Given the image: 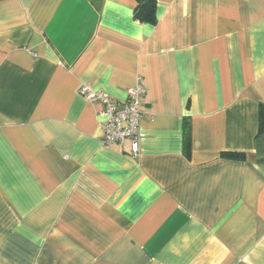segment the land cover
Masks as SVG:
<instances>
[{
	"label": "crops",
	"instance_id": "1",
	"mask_svg": "<svg viewBox=\"0 0 264 264\" xmlns=\"http://www.w3.org/2000/svg\"><path fill=\"white\" fill-rule=\"evenodd\" d=\"M135 4L0 0V264H264V0ZM137 81L132 156L78 89Z\"/></svg>",
	"mask_w": 264,
	"mask_h": 264
},
{
	"label": "built area",
	"instance_id": "2",
	"mask_svg": "<svg viewBox=\"0 0 264 264\" xmlns=\"http://www.w3.org/2000/svg\"><path fill=\"white\" fill-rule=\"evenodd\" d=\"M78 92L86 99L97 102L99 128L103 134L102 144L107 147L113 143L127 141L129 153L137 156L140 151V118L141 95L145 92L143 85L137 81L127 88L125 99L118 101L108 94L92 90L86 85L79 87Z\"/></svg>",
	"mask_w": 264,
	"mask_h": 264
},
{
	"label": "trees",
	"instance_id": "3",
	"mask_svg": "<svg viewBox=\"0 0 264 264\" xmlns=\"http://www.w3.org/2000/svg\"><path fill=\"white\" fill-rule=\"evenodd\" d=\"M133 18L138 22L155 24L156 22V0H135ZM187 122L184 123V141L188 144ZM264 131V104L259 106V128L258 132ZM224 155L239 156L236 153L224 152Z\"/></svg>",
	"mask_w": 264,
	"mask_h": 264
}]
</instances>
